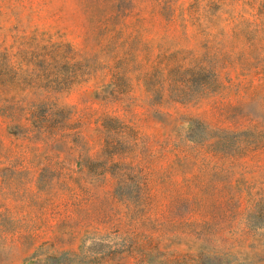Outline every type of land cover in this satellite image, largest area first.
Masks as SVG:
<instances>
[{
    "label": "rangeland",
    "instance_id": "obj_1",
    "mask_svg": "<svg viewBox=\"0 0 264 264\" xmlns=\"http://www.w3.org/2000/svg\"><path fill=\"white\" fill-rule=\"evenodd\" d=\"M0 264H264V0H0Z\"/></svg>",
    "mask_w": 264,
    "mask_h": 264
}]
</instances>
